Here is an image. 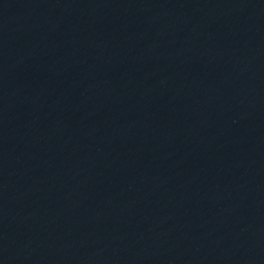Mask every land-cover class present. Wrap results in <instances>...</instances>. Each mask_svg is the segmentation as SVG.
<instances>
[{"label": "water", "instance_id": "1", "mask_svg": "<svg viewBox=\"0 0 264 264\" xmlns=\"http://www.w3.org/2000/svg\"><path fill=\"white\" fill-rule=\"evenodd\" d=\"M0 264H264V0H0Z\"/></svg>", "mask_w": 264, "mask_h": 264}]
</instances>
